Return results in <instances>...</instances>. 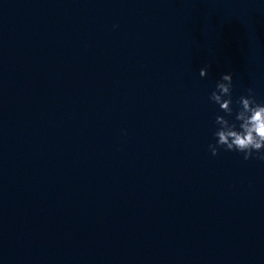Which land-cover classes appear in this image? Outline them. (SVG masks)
Returning a JSON list of instances; mask_svg holds the SVG:
<instances>
[{
    "label": "water",
    "instance_id": "1",
    "mask_svg": "<svg viewBox=\"0 0 264 264\" xmlns=\"http://www.w3.org/2000/svg\"><path fill=\"white\" fill-rule=\"evenodd\" d=\"M224 73L264 103V0H0V264H264Z\"/></svg>",
    "mask_w": 264,
    "mask_h": 264
},
{
    "label": "clouds",
    "instance_id": "2",
    "mask_svg": "<svg viewBox=\"0 0 264 264\" xmlns=\"http://www.w3.org/2000/svg\"><path fill=\"white\" fill-rule=\"evenodd\" d=\"M210 67L211 64L202 67L200 77H205ZM232 88V73H224L209 96V100L225 114L215 117L217 128L213 136L216 143L209 144V150L213 156L223 148L242 153L245 161L253 158L264 161V103L257 102L254 88L249 87L247 95L240 96L236 102L239 108L235 111L234 121L230 120L228 117L234 112Z\"/></svg>",
    "mask_w": 264,
    "mask_h": 264
}]
</instances>
